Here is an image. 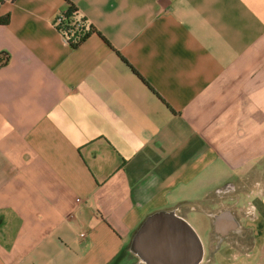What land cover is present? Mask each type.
Listing matches in <instances>:
<instances>
[{"label":"crops","instance_id":"0c3cea01","mask_svg":"<svg viewBox=\"0 0 264 264\" xmlns=\"http://www.w3.org/2000/svg\"><path fill=\"white\" fill-rule=\"evenodd\" d=\"M69 1L0 0V264H264V0Z\"/></svg>","mask_w":264,"mask_h":264},{"label":"water","instance_id":"95a60500","mask_svg":"<svg viewBox=\"0 0 264 264\" xmlns=\"http://www.w3.org/2000/svg\"><path fill=\"white\" fill-rule=\"evenodd\" d=\"M183 234L188 237L192 236L193 240L198 244L199 249L197 256L193 260H190V263L182 261L180 264H196L202 254V247H200L198 239L185 221L171 213H154L149 216L137 231L135 243L137 247L139 246L140 255L146 258L149 264H177L173 260H171L172 262H167L165 258L159 255L160 251H163L161 243H166L165 239L167 240V238L182 237ZM146 241L154 245L149 247V250L143 244Z\"/></svg>","mask_w":264,"mask_h":264},{"label":"trees","instance_id":"16d2710c","mask_svg":"<svg viewBox=\"0 0 264 264\" xmlns=\"http://www.w3.org/2000/svg\"><path fill=\"white\" fill-rule=\"evenodd\" d=\"M66 2V9L60 14V22L56 27L70 47L77 48L91 33L96 31L85 17L78 15L77 8L72 2L69 0Z\"/></svg>","mask_w":264,"mask_h":264},{"label":"built area","instance_id":"2783aa9c","mask_svg":"<svg viewBox=\"0 0 264 264\" xmlns=\"http://www.w3.org/2000/svg\"><path fill=\"white\" fill-rule=\"evenodd\" d=\"M59 22H60V19L58 17L56 20V25L59 24ZM7 59H8V57L5 53L4 54L0 53V65L4 64L7 61ZM80 236H83V233H81Z\"/></svg>","mask_w":264,"mask_h":264},{"label":"rangeland","instance_id":"374dc122","mask_svg":"<svg viewBox=\"0 0 264 264\" xmlns=\"http://www.w3.org/2000/svg\"><path fill=\"white\" fill-rule=\"evenodd\" d=\"M254 176H255V175H254ZM250 177H253V176H250ZM253 184H254V183H251V181H250V183H249V185H248V186H249L248 189H251V188L253 187ZM254 187H255V186H254ZM249 201H250V202H249L250 205H254V206H255L256 203H257V201H258V198H254V197L252 198V197L250 196V197H249ZM206 264H207V263H206Z\"/></svg>","mask_w":264,"mask_h":264}]
</instances>
